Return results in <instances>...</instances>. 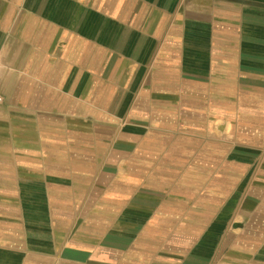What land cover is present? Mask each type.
<instances>
[{
  "label": "crops",
  "instance_id": "obj_1",
  "mask_svg": "<svg viewBox=\"0 0 264 264\" xmlns=\"http://www.w3.org/2000/svg\"><path fill=\"white\" fill-rule=\"evenodd\" d=\"M0 264H264V0H0Z\"/></svg>",
  "mask_w": 264,
  "mask_h": 264
},
{
  "label": "built area",
  "instance_id": "obj_2",
  "mask_svg": "<svg viewBox=\"0 0 264 264\" xmlns=\"http://www.w3.org/2000/svg\"><path fill=\"white\" fill-rule=\"evenodd\" d=\"M0 102H2V97L0 96Z\"/></svg>",
  "mask_w": 264,
  "mask_h": 264
}]
</instances>
